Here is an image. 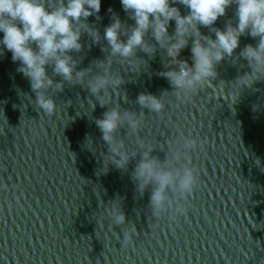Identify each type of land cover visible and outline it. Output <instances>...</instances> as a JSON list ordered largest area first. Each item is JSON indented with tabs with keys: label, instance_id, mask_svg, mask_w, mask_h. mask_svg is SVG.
Listing matches in <instances>:
<instances>
[{
	"label": "water",
	"instance_id": "water-1",
	"mask_svg": "<svg viewBox=\"0 0 264 264\" xmlns=\"http://www.w3.org/2000/svg\"><path fill=\"white\" fill-rule=\"evenodd\" d=\"M176 6L182 15L189 11ZM236 7L230 5L214 26L235 24ZM109 8L128 25L135 23L121 0H101L100 18L88 17L101 35L111 22ZM199 28L215 38L209 27ZM168 31L175 32L174 20ZM146 39L157 44L150 33ZM258 39L242 35L233 56L217 65L218 75L179 98L159 74L173 58L158 44L151 58L138 50L146 61L140 69L135 62L112 64L125 83L100 98L108 102L110 97V104L101 107L86 84L64 81L62 90L48 89L56 102L51 114L35 103L19 61L0 48V264H264V79L251 87L235 83L251 72L239 57L241 49ZM81 42L82 50L71 55L83 57L77 67L91 65L92 75L99 71L93 61L104 60L110 49L106 40L94 43L86 31ZM53 67L46 66L48 75L63 80ZM164 91L169 93L158 113L136 102L141 92L160 96ZM117 103L121 110L145 113L139 135L154 143L153 155L161 160L181 131L201 142L193 153L200 181L188 197L187 215L172 219V209L153 215L151 186L141 195L131 176L139 155L126 170L108 162V145L95 120ZM117 136L129 151L138 150L137 137L126 126ZM117 200L123 224H115L110 212ZM125 233L132 239L125 241Z\"/></svg>",
	"mask_w": 264,
	"mask_h": 264
},
{
	"label": "clouds",
	"instance_id": "clouds-1",
	"mask_svg": "<svg viewBox=\"0 0 264 264\" xmlns=\"http://www.w3.org/2000/svg\"><path fill=\"white\" fill-rule=\"evenodd\" d=\"M177 2L189 10L187 14H181ZM233 3L237 5V22L233 24L229 20L224 28L215 27L217 19L224 16ZM121 4L135 23L128 25L109 8L111 22L101 35L99 29L88 23L89 16L100 18L101 0H56L54 5L49 0H0V32L3 33L0 48L12 53L13 62L19 61L18 71L30 80L36 93L35 103L44 112L51 114L56 108L55 100L47 94L48 89L55 85L56 89L62 90L64 81L86 84L98 97L101 107L110 104V97L108 102L100 98L108 93V89L119 90L125 83L124 77L113 71L112 64L118 60L132 67L135 62L140 69L146 61L137 56V51H143L151 58L157 51V44L173 58L165 63L159 74L168 79L175 89L171 93L178 98L195 93L210 81L209 78H215L217 65L225 57L233 56L242 35L259 39L256 44L249 43L241 49L239 57L248 61L251 72L239 75L235 83L240 87H251L255 81L264 79V0H121ZM173 20L175 32L170 34L168 29ZM199 26L209 27L215 38L203 34ZM85 31L94 43L106 40V48L110 49L104 60L93 61L99 71L92 75H89L93 73L91 65L77 67L83 57L71 55L82 50L81 35ZM149 33L157 44L146 39ZM185 49L188 57L178 59ZM170 64H179V67H170ZM48 65L54 66L53 72L63 80L54 82L47 73ZM166 93L169 92L157 96L141 92L136 102L141 109L158 113L165 106L163 97ZM123 99L127 101V96ZM144 115L143 111L121 110L117 103L95 120L108 145L105 156L108 162L126 170L130 160L139 155L131 176L141 195L151 186L149 203L153 215L159 217L169 209L174 213L172 219L178 214L187 215L188 197L200 181V170L193 161V153L202 146L201 142L181 131L161 160L158 155H153L154 143L139 135ZM122 126L136 135L138 150L129 151L125 139L117 136ZM256 163L259 164V159ZM110 212L115 224L125 222V213L118 200L112 204ZM124 239H132L131 234L125 233Z\"/></svg>",
	"mask_w": 264,
	"mask_h": 264
},
{
	"label": "trees",
	"instance_id": "trees-1",
	"mask_svg": "<svg viewBox=\"0 0 264 264\" xmlns=\"http://www.w3.org/2000/svg\"><path fill=\"white\" fill-rule=\"evenodd\" d=\"M182 59H186L188 57V50H185L181 56H180Z\"/></svg>",
	"mask_w": 264,
	"mask_h": 264
},
{
	"label": "rangeland",
	"instance_id": "rangeland-1",
	"mask_svg": "<svg viewBox=\"0 0 264 264\" xmlns=\"http://www.w3.org/2000/svg\"><path fill=\"white\" fill-rule=\"evenodd\" d=\"M179 58H181V57H179ZM182 59V58H181Z\"/></svg>",
	"mask_w": 264,
	"mask_h": 264
}]
</instances>
